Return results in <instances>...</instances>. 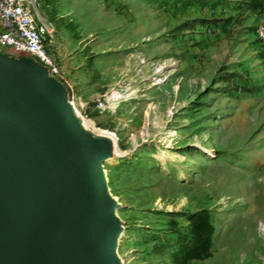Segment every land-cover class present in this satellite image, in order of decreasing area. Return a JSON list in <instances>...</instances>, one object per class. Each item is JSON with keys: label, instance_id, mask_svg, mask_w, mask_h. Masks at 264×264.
<instances>
[{"label": "rangeland", "instance_id": "rangeland-1", "mask_svg": "<svg viewBox=\"0 0 264 264\" xmlns=\"http://www.w3.org/2000/svg\"><path fill=\"white\" fill-rule=\"evenodd\" d=\"M46 3L121 264H264V0Z\"/></svg>", "mask_w": 264, "mask_h": 264}, {"label": "water", "instance_id": "water-1", "mask_svg": "<svg viewBox=\"0 0 264 264\" xmlns=\"http://www.w3.org/2000/svg\"><path fill=\"white\" fill-rule=\"evenodd\" d=\"M69 98L33 58L0 54V193L13 206L1 208L9 222L0 228V264H121L119 205L106 196L98 164L108 146L81 125ZM27 199L36 229L23 252Z\"/></svg>", "mask_w": 264, "mask_h": 264}, {"label": "built area", "instance_id": "built-area-1", "mask_svg": "<svg viewBox=\"0 0 264 264\" xmlns=\"http://www.w3.org/2000/svg\"><path fill=\"white\" fill-rule=\"evenodd\" d=\"M38 5L39 0H0V49L33 58L71 91L53 54V28L49 22L37 19ZM257 35L263 39L264 31L258 30ZM69 103L77 110V99L72 94ZM104 105L105 101H98L95 108L103 110Z\"/></svg>", "mask_w": 264, "mask_h": 264}, {"label": "bare ground", "instance_id": "bare-ground-1", "mask_svg": "<svg viewBox=\"0 0 264 264\" xmlns=\"http://www.w3.org/2000/svg\"><path fill=\"white\" fill-rule=\"evenodd\" d=\"M77 112V113H76ZM75 114L77 116H79L78 114V111L75 110ZM81 125L85 128V122L82 120L81 121ZM106 159H108V156L104 157ZM101 160H104L103 158L100 159V161L98 162L99 164V168H100V175H101V181L103 183V186L106 184V181L103 177V172L101 171L102 170V167H101ZM105 188V187H104ZM105 193H106V196L108 197V199L111 201L107 191L105 190ZM27 195V194H26ZM11 201H5L4 198L1 197V194H0V228L5 226V225H8V222H9V218L6 216L7 214L3 215L2 212H1V208L4 207V209L8 210L9 208L12 210V207L11 206ZM112 202V201H111ZM10 203V204H9ZM26 207H25V213H26V217L24 218V215H23V219H22V226H21V233L19 232V240H18V246L23 250V252L27 251L30 243H31V239H32V235L34 234L35 232V229H36V216L34 214V209H30L29 210V207H28V199L27 201L24 202ZM113 203V202H112ZM114 204V203H113ZM115 205V204H114ZM115 212H116V206L113 210V215H114V218H115ZM115 221H116V228H117V233H116V236H115V239H114V244H115V240L117 239L118 235H119V228L117 226V220L115 218Z\"/></svg>", "mask_w": 264, "mask_h": 264}, {"label": "crops", "instance_id": "crops-1", "mask_svg": "<svg viewBox=\"0 0 264 264\" xmlns=\"http://www.w3.org/2000/svg\"><path fill=\"white\" fill-rule=\"evenodd\" d=\"M47 0H39V5H38V15H37V19L38 20H45L47 22H49V16H50V11L48 8V5L46 3ZM65 76V75H64ZM68 84L71 87V94L77 99L78 101V105L81 107H84L85 103L82 100V96L81 94H79L78 92V88L76 87V84H74V82L71 81V79H68L67 76H65Z\"/></svg>", "mask_w": 264, "mask_h": 264}, {"label": "trees", "instance_id": "trees-1", "mask_svg": "<svg viewBox=\"0 0 264 264\" xmlns=\"http://www.w3.org/2000/svg\"><path fill=\"white\" fill-rule=\"evenodd\" d=\"M253 1H254V3L252 4V8L256 9L257 7H259L260 0H253Z\"/></svg>", "mask_w": 264, "mask_h": 264}]
</instances>
